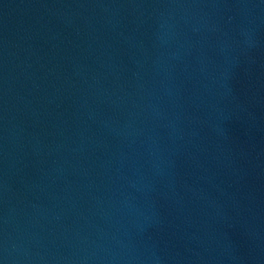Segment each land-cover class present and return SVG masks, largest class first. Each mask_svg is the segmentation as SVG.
I'll return each instance as SVG.
<instances>
[{"label":"water","instance_id":"water-1","mask_svg":"<svg viewBox=\"0 0 264 264\" xmlns=\"http://www.w3.org/2000/svg\"><path fill=\"white\" fill-rule=\"evenodd\" d=\"M0 264H264V0H0Z\"/></svg>","mask_w":264,"mask_h":264}]
</instances>
